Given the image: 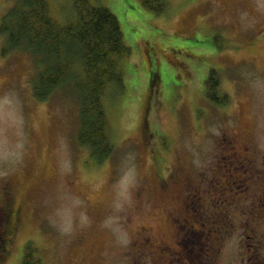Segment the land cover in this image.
Returning <instances> with one entry per match:
<instances>
[{"label":"rangeland","instance_id":"1","mask_svg":"<svg viewBox=\"0 0 264 264\" xmlns=\"http://www.w3.org/2000/svg\"><path fill=\"white\" fill-rule=\"evenodd\" d=\"M92 1L118 15L128 45L153 34L179 57L192 50L188 64L162 65L160 99L147 104L140 66L121 62L125 86L105 97L112 153L95 162L74 96L36 99L40 68L29 53L3 55L0 33V184L20 196L23 219L1 264H21L28 243L45 264H191L186 255L205 246L208 260L211 245L215 264H259L264 248L246 244L243 225L251 213L264 232V0H167L161 14L140 0ZM49 2L61 24L76 17L72 0ZM12 4L0 0V22Z\"/></svg>","mask_w":264,"mask_h":264},{"label":"trees","instance_id":"2","mask_svg":"<svg viewBox=\"0 0 264 264\" xmlns=\"http://www.w3.org/2000/svg\"><path fill=\"white\" fill-rule=\"evenodd\" d=\"M14 1L15 4L10 6L0 22V33L6 39L2 54L6 55L13 49L31 54L40 68L31 81L36 99L46 101L58 91H66L74 96L80 107L78 140L82 146L90 148V157L95 162L104 161L112 153L113 142L110 139L105 97L109 85L120 89L125 86L121 62L131 55L135 65L140 66V69L138 67L132 71L138 70L146 78L150 103L152 94H155L154 99H160L162 65H172L181 71L185 67L183 62L187 63L185 57L189 58L192 51L185 49L187 55L179 57L175 54L176 48L167 46L166 42L153 34L143 39L145 43L142 49L139 46L141 39L136 41L135 36H132L134 45H128L118 15L109 7L98 5L92 0H72L77 15L65 24H61L53 15L49 0ZM140 1L144 7L157 14L163 13L168 7L167 0ZM164 30L177 34L167 29H163L162 34ZM154 44L165 48L164 54L153 56L152 51H157ZM172 53L181 58L177 64L171 63ZM191 55L195 56L194 53ZM206 80L208 87L205 95L209 98L217 91L218 78L212 71ZM167 83L170 86L174 84L168 80ZM215 96L221 105L228 101L226 94ZM218 202L219 205L224 203L222 198ZM13 207L10 204L0 217V222H4L3 226L0 224V264L10 253L9 222ZM21 264H45L33 243L26 245Z\"/></svg>","mask_w":264,"mask_h":264},{"label":"flooded vegetation","instance_id":"3","mask_svg":"<svg viewBox=\"0 0 264 264\" xmlns=\"http://www.w3.org/2000/svg\"><path fill=\"white\" fill-rule=\"evenodd\" d=\"M157 47V51H155V53L152 51V55L153 56H157L160 53L165 52V48L163 49L161 47V45L158 44H154ZM160 46V48L158 46ZM162 48V49H161ZM154 49V48H153ZM162 54V55H163ZM183 70V69H182ZM173 85V84H171ZM176 85V84H174ZM150 98V92L148 97L146 96V102H148ZM149 103V102H148ZM245 148H247L245 146ZM0 190H1V195H0V217L3 215V212L6 211L7 207L12 204L14 205L13 207V211L11 214V218H10V229H11V233L9 236V240H8V247L10 248V246L13 244L14 239L16 238V235L18 234L19 230L22 228L23 226V219H22V202L19 201V195L18 193H16L12 187L10 186L9 181L6 182V180L2 181L0 184ZM249 212V211H247ZM246 212V213H247ZM254 214L256 213V210L252 211ZM251 215L250 214H246L245 217V221L247 223V225L244 222V229H245V240L246 244L248 246H254L257 249V242L259 241V245L261 248H264V232L260 231L257 232L255 227L253 226V224L258 223L259 217H257V219L254 217L252 220H248V216ZM262 217L264 216V211L261 213ZM229 219H227L228 221L230 220L231 222V218L228 217ZM252 222V224L250 225V223ZM0 224L3 226L4 222H0ZM255 229V230H254ZM204 244V243H203ZM178 249L177 252L178 256H185V250L182 248V244L178 243ZM187 246V244H186ZM205 246H201L200 249V253H198L197 255H195V258L186 255L185 257L189 258L190 260H192L191 264H215V258L217 259L218 254L220 253V245H211V251L209 253V257L208 260L203 258V253L205 252ZM173 253V252H172ZM208 254V253H207ZM257 255V254H256ZM178 257V259L180 258ZM259 264H264V258L263 259H258Z\"/></svg>","mask_w":264,"mask_h":264}]
</instances>
